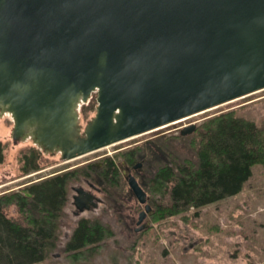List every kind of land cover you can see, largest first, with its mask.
Instances as JSON below:
<instances>
[{"label":"water","instance_id":"1","mask_svg":"<svg viewBox=\"0 0 264 264\" xmlns=\"http://www.w3.org/2000/svg\"><path fill=\"white\" fill-rule=\"evenodd\" d=\"M263 88L264 0H0V117L62 161ZM73 189L77 210L96 206Z\"/></svg>","mask_w":264,"mask_h":264},{"label":"rangeland","instance_id":"2","mask_svg":"<svg viewBox=\"0 0 264 264\" xmlns=\"http://www.w3.org/2000/svg\"><path fill=\"white\" fill-rule=\"evenodd\" d=\"M229 110H234L237 115L251 119L258 125L264 124V88L64 161L57 155L42 153L30 141L13 143L10 138L12 122L6 116H2L0 142L3 145L4 158L0 163V194L10 191L26 193V187L32 183L59 172L74 171L67 180L68 199L63 208L65 217L59 226L58 248L49 253L43 264H264L262 164L251 167V175L236 194L199 208L190 207L179 214L157 219L150 216L147 228L138 232L133 231L137 212L143 209V204L140 205L130 193L120 172L122 164L126 163L124 152L139 148L160 137L163 140L175 139L183 126L190 123L198 126L209 116ZM92 114L93 110L83 119ZM173 143L181 150L183 156L188 154L183 140L176 139ZM31 147L39 151L38 167L24 173L20 169L22 165L20 157L24 152L29 153ZM104 156L109 157L117 166L116 171L119 172L123 184L117 187V191L123 194L119 197L121 199L118 198L113 206L108 196L105 202V218L101 204L94 211H85L79 216L73 215L71 186L83 184L86 187L85 182L79 181L80 176L92 172L85 164L100 163ZM137 163H140V166L135 169L136 177L140 182V174L144 169L142 160H136L135 164ZM131 172L134 173V169ZM89 178L91 181L93 177ZM148 203L154 209V214L156 206L150 200ZM5 212L10 218H19L15 205L7 207ZM81 217L98 220L101 223L105 219V224L108 225L107 233L110 236L105 240L65 251L64 247L68 242L66 236L72 233L78 218ZM75 251L79 254L73 256Z\"/></svg>","mask_w":264,"mask_h":264},{"label":"trees","instance_id":"3","mask_svg":"<svg viewBox=\"0 0 264 264\" xmlns=\"http://www.w3.org/2000/svg\"><path fill=\"white\" fill-rule=\"evenodd\" d=\"M94 105L93 96L82 106L83 117L94 110ZM160 138L124 152L128 165L142 160L144 172L138 183L148 201L156 206L154 219L232 196L242 189L253 165H264V124L258 125L234 110L209 116L189 135L178 134L172 140ZM176 139L184 141L186 156L174 145ZM29 150L20 157V169L24 173L38 167L39 151L34 147ZM3 158L0 142V163ZM88 168L98 171L96 175L102 178L103 167ZM115 170L117 166L107 159L105 188L113 206L123 195L112 188L113 185L118 187V183L112 182L117 178L113 174ZM67 175L48 177L28 185L25 190L30 195L23 191L0 194V264H43L49 253L58 248L59 226L64 220L63 208L68 199L67 180L71 176ZM10 205L17 207L18 219L7 216L5 210ZM102 228L99 221L79 220L64 250L99 241L93 238ZM76 254L79 252L75 251L73 256Z\"/></svg>","mask_w":264,"mask_h":264},{"label":"flooded vegetation","instance_id":"4","mask_svg":"<svg viewBox=\"0 0 264 264\" xmlns=\"http://www.w3.org/2000/svg\"><path fill=\"white\" fill-rule=\"evenodd\" d=\"M180 130V129H179ZM107 159H109V157L107 158V157H103L102 159H101V161H100V163H95V162H92L91 164L89 163H86L85 164V167H89V166H93V167H95V168H98L99 166H102L103 167V169H102V171H101V173H102V178L100 179V177H99V175H96L97 173H98V171H93L92 170V172H94V173H92L91 171L87 174V172L85 173V175H82V176H80V178H79V181H83V182H85L86 183V187L85 186H83V184H79V185H77V186H74V185H72L71 186V190L73 191V193L71 194V202H72V205H73V210H72V213H73V215H75V216H79L80 214H82L83 212H85V211H94V210H96L97 208H98V206L101 204L102 205V207H103V214H104V218H105V202H107V199H108V188L106 187L105 188V174H107L108 172L107 171H105V161L107 160ZM132 166V165H131ZM127 168H130V166L128 165V164H126V163H124V164H122V166H121V169H120V172H121V174H122V176H123V178H124V180L126 181V177H125V174L126 173H124V171L125 172H128L127 171ZM134 173H132L134 176H135V178H136V180H137V177H136V170L134 169ZM71 173H74V171H69V172H59V173H56V174H54L53 176H58V175H62V174H68V175H70ZM113 174L115 175V176H117V178H116V180H112V182L114 183V184H116V183H118V185H121V186H123V184H122V179H121V177H120V175H119V172L118 171H113ZM92 175H94V177L91 179V181H90V178L89 177H92ZM51 177V176H50ZM120 177V178H119ZM100 179V180H99ZM107 181V180H106ZM138 181V180H137ZM101 185H100V184ZM126 183H127V181H126ZM128 185V184H127ZM74 187H81V188H83V190L85 191V192H87V194H92L95 198H93V200H95L96 202H97V204H96V206H92L90 203H88V205H89V208H84V210H82V211H79V210H77V208H75V206H74V204H73V195L74 194H77V192H75V190L73 189ZM113 188L115 189V188H117L115 185H113ZM128 190L130 191V193H131V190H130V188H129V186H128ZM132 194V193H131ZM102 196V197H101ZM135 197V196H134ZM123 200V199H122ZM137 200V199H136ZM148 201V200H147ZM139 203V202H138ZM140 204V203H139ZM150 204V203H149ZM141 205V204H140ZM151 205V204H150ZM120 207V206H119ZM118 207V208H119ZM152 207V206H151ZM142 209H140L137 213L139 214V212L141 211ZM153 208H152V212L150 213V214H146V216L144 217V219L142 220V222H140V223H137V219H138V216H137V218L135 219V221H134V227H133V231L134 232H138V231H140V230H137L136 231V229L142 224V223H144V222H148L149 223V221H148V218L150 217V216H152V214H153ZM137 214V215H138ZM83 219H85V220H87V218L86 217H81V218H78V220H77V223H76V226L78 225V221L79 220H83ZM88 220H92V219H88ZM95 221H98V220H95ZM101 223V222H100ZM101 225L103 226V228H102V232L99 234V235H97V236H95L94 238H93V240H105L106 238H108L110 235L107 233V229H106V227H108V225L107 224H105V219H104V221H103V223H101ZM75 226V227H76ZM149 226V225H148ZM74 227V228H75ZM147 228V227H146ZM145 229V228H144ZM143 230V229H142ZM73 231H74V229H73ZM73 231H72V233L71 234H69V235H67L66 237H67V240L69 241L71 238H72V236H73ZM59 238V237H58Z\"/></svg>","mask_w":264,"mask_h":264},{"label":"bare ground","instance_id":"5","mask_svg":"<svg viewBox=\"0 0 264 264\" xmlns=\"http://www.w3.org/2000/svg\"><path fill=\"white\" fill-rule=\"evenodd\" d=\"M237 99V98H236Z\"/></svg>","mask_w":264,"mask_h":264}]
</instances>
